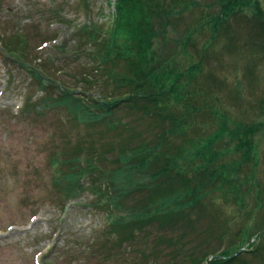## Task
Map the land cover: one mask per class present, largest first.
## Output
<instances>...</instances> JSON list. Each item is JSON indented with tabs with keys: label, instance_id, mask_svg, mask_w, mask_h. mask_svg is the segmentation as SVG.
<instances>
[{
	"label": "rangeland",
	"instance_id": "374dc122",
	"mask_svg": "<svg viewBox=\"0 0 264 264\" xmlns=\"http://www.w3.org/2000/svg\"><path fill=\"white\" fill-rule=\"evenodd\" d=\"M87 1L88 11H84L79 0H0V40L8 39L12 34L14 37L20 36L25 42H17L13 47L25 55L23 60L9 55L0 47V264H37V260L39 264H100L101 260L97 258L82 257L80 254L72 256L66 249L67 246L82 249L93 242L97 250L100 240L103 246L99 252H103L109 246L106 240L110 234L106 224L107 210L105 207L99 212L91 210L87 203L92 196L86 191L77 194L76 199L62 209L61 190L54 181L51 158L57 152L65 154V151L82 144V163L90 161L99 171H119L124 166V163L117 161L120 150L127 152L144 144V140L154 138L151 133L156 127L154 122L147 118L137 119L138 113L135 115L121 109L113 113L110 122L90 120L85 123L82 120L78 122L71 111L66 112L63 105L55 102L54 86L58 85L77 92L94 89L98 93L95 97L109 96L113 92V83L108 88L103 84L91 87L90 83L81 80L83 74H94L90 70L94 65L86 55L91 52V47L87 45L85 49L81 47L77 50V42L72 38L78 37L75 33L85 23L107 26L113 17L115 2ZM175 1L180 3V9L186 5L188 7L175 16L176 25L170 31L171 36L183 40L186 39L185 32L195 30L191 37L193 45L185 48L177 64V69L183 71L180 84H190L185 79L192 70L196 78L191 85L197 86V89L201 87L203 93L211 96L207 98V104L210 103L208 105L212 111L219 113L222 108L236 121L264 122L260 109V103L264 100V39L258 37L262 35L258 31L264 27V0H251L252 5L249 3L245 6L242 4L246 0H241L239 6L243 9L227 15L225 27L218 35L213 33L211 21L220 10V0ZM48 20L54 22L49 29ZM55 34L60 35V43L64 42L65 45L66 42L64 52H53L52 47L32 51L41 41L49 40ZM15 59L19 64L14 62ZM20 62H26L30 70L26 71ZM123 66L118 65L121 68L117 73H123ZM34 67L39 72V79L30 72ZM39 84L45 85L41 88ZM237 95L239 101L235 99ZM44 100H47L46 104ZM200 101L201 98L198 103ZM184 120L189 121L187 118ZM193 120L196 127L188 128L186 137H206L218 128L213 123L215 117L205 110L196 114ZM170 123L166 120L161 128L167 129ZM175 137L170 138L179 143L181 138ZM217 142L213 145L214 149L223 148V140ZM255 142H258L260 151L258 179L264 185V132L255 137ZM75 152L66 153L75 156ZM63 166L61 163L57 169L69 170L68 166ZM214 196L216 198L218 195ZM217 199L224 215L223 218L218 216L222 220L218 226L215 223L216 214L211 213L213 210L208 207V213L189 228L184 227L183 223L171 231L164 228L162 236L166 240L163 245L155 242V234L145 235L142 239L140 234H145V229H142L135 237L136 246L131 248L130 244L121 243L126 260L117 264H140L136 249H141L144 241L145 253L152 252L153 247L158 256L153 258L146 253L149 256L147 262L153 258L157 259L158 264H167L174 259L177 261L196 247L203 253L219 254L228 243L225 238L229 237L223 230L224 218H228L227 228L234 233L233 240L241 239V245L247 241L246 246L252 243L255 240V236L251 237L254 229L252 233L248 231L249 236L244 229H239L256 223L249 214L244 215V211L248 212L254 205L252 194L246 198L241 214L231 201L220 197ZM131 201H135L134 198ZM128 203L126 200L124 206ZM123 214L121 211L118 217ZM259 217H262L261 212ZM149 227L154 229L153 226ZM211 229L222 232L224 239H218L221 237ZM124 237L121 234L118 241ZM260 247L262 251L257 258L251 253L242 254L241 259L245 264H264L261 258L264 257L263 240ZM77 256L84 260H78ZM208 262L205 260L204 264Z\"/></svg>",
	"mask_w": 264,
	"mask_h": 264
},
{
	"label": "trees",
	"instance_id": "16d2710c",
	"mask_svg": "<svg viewBox=\"0 0 264 264\" xmlns=\"http://www.w3.org/2000/svg\"><path fill=\"white\" fill-rule=\"evenodd\" d=\"M87 2L79 0L84 11L89 9ZM220 2V10L211 21L212 31L217 35L224 29L227 15L243 9L239 6L242 4L241 0ZM249 3L252 5L251 0H246L242 5ZM179 6L180 3L175 0H115L113 17L109 19L107 26L85 23L77 29L75 34L78 37L72 38L77 42V50L83 47L85 49L87 45L91 47V52L86 55L94 65L90 68L91 74H94H83L85 77L82 76L81 80L90 83L91 87L103 84L108 88L113 83V92L109 96L95 97L98 93L94 89L77 92L75 89L55 86V102L63 105L66 112L71 111L78 122H110L114 112L126 109L135 115L138 113L139 120H152L156 127L151 132L154 135L151 141L144 140V144L124 153L120 150L117 161L124 163V166L119 171H99L90 161L82 163V144L65 151V154H53L51 166L55 174L54 181L61 190V207L76 199L80 192L86 191L92 196L87 203L91 210L99 212L103 207L107 210L106 224L110 234L106 240L109 246L99 252L103 246V242L99 240L97 250L92 242L82 249L67 246V253L91 256L101 260L100 264H117L126 260L121 243H128L131 248L136 246L135 237H138L142 229H145V234H140L142 239L145 235L155 234V242L163 245L166 240L162 236L164 228L171 231L181 223L189 228L208 213V207L213 210L211 213L216 214L215 223L218 226L222 221L218 216L223 218L224 215L221 214L217 198L231 201L241 214L250 194L254 205L248 212L244 211V215L249 214L256 223L252 225L253 228L247 225L239 229H244L248 236L254 229L251 237L255 236V240L252 243L246 246L247 241L241 245V239L240 242L233 240L234 233L227 228L228 218H224L223 230L228 233L226 237L230 238H225L228 243L219 254L203 253L196 247L177 261L169 260L167 264H204L205 260L209 261L208 264H245L241 259L243 253H251L257 258L262 251L260 241L264 242V185L258 179L260 151L255 137L263 134L264 122L236 121L222 108L219 113L212 111L208 105L210 103L207 104V98L211 96L203 93L201 87L197 89V86L191 85L196 78L192 70H189L186 74L188 79H185L190 84H180L183 71L177 69V64L185 48L193 45L191 37L195 30L185 32L186 39L183 40L171 36L170 31L176 25L175 16L188 7L186 5L180 9ZM261 28L258 32L262 35L258 37L264 39V27ZM19 39L20 36L14 37L11 34L8 39L0 41V47L9 52V55L23 60L25 55L13 48L17 42L25 43L23 39ZM65 45L64 42L56 45L58 53L64 52ZM20 63L27 65L26 62ZM119 64L124 65L123 73H117L121 68L118 67ZM30 72L32 76L39 75L37 69ZM93 82L95 84H91ZM43 85L45 84H39L41 88ZM199 98L201 101L198 103ZM235 99L239 101L240 97L237 95ZM46 101L43 102L46 104ZM251 102L253 103L252 100ZM260 109L264 115V100L260 103ZM203 110L215 117L213 123L218 128L206 137H186L188 128L196 127L193 118ZM77 111L80 113L76 114ZM186 118L188 122L184 120ZM166 120L171 125L162 129ZM171 136L180 137L181 141L175 143ZM219 139L223 140V148L217 150L213 145ZM73 150L76 151L75 156L73 153H66ZM68 155L71 156L67 157ZM61 163L68 166L69 170L57 169ZM214 194L218 196L214 198ZM131 198L135 201H131ZM126 200L129 203L124 206ZM121 211L124 214L119 218ZM260 212L262 217H259ZM214 230L210 231L221 237L218 239L222 241L224 234ZM121 234L125 237L118 241ZM143 243L141 249H136L140 264H158L157 259L153 260L154 257L158 258L153 247L152 252H146L153 257L151 262H147L149 256L144 251L145 241ZM82 257L77 256V259L84 260ZM261 258L264 259L263 256Z\"/></svg>",
	"mask_w": 264,
	"mask_h": 264
}]
</instances>
